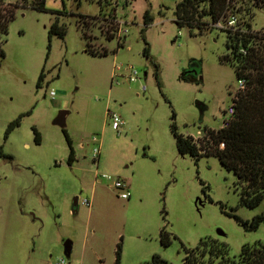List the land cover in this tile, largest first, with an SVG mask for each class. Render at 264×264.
Wrapping results in <instances>:
<instances>
[{"label":"rangeland","instance_id":"obj_1","mask_svg":"<svg viewBox=\"0 0 264 264\" xmlns=\"http://www.w3.org/2000/svg\"><path fill=\"white\" fill-rule=\"evenodd\" d=\"M180 1L46 0L49 11L17 8L0 65V264H114L119 243L121 264L156 253L181 264L186 248L205 237L226 242L231 256L264 242V221L253 229L234 216L264 215V199L243 205L237 176L217 156L197 160L178 151L173 112L185 135L219 129L241 87L235 66L223 60L231 54L227 32L180 26ZM110 11L115 22L104 20ZM83 15H91L83 18L90 29ZM57 19L68 27L64 38L49 36ZM251 22L264 31V7L253 8ZM116 25L117 36L107 39ZM89 42L107 55L88 52ZM194 61L197 78L182 79ZM130 66L139 80L127 78ZM109 110L123 119L120 130ZM65 132L75 150L71 164ZM116 180L130 197L113 187ZM164 227L173 235L168 246Z\"/></svg>","mask_w":264,"mask_h":264},{"label":"trees","instance_id":"obj_2","mask_svg":"<svg viewBox=\"0 0 264 264\" xmlns=\"http://www.w3.org/2000/svg\"><path fill=\"white\" fill-rule=\"evenodd\" d=\"M102 3L103 0H99ZM107 1V0H106ZM31 7L41 11H49L46 0H22V4L0 3V65L6 56L4 43L8 34L9 23L16 17L17 8ZM264 7V0H181L177 3L176 16L180 26L188 25L200 30L218 27L217 23L225 20L231 13L237 14L240 20L238 28L224 29L227 32V46L231 54L224 56L223 60L235 66L238 80H244V87L237 91L235 98L236 112L229 124L219 129L204 128V137L196 140L190 134L179 131L173 112L172 133L175 137L178 151L189 154L195 159L203 156L215 155L221 163L237 176L236 186L241 196V203L248 207L258 206L264 199V31L254 30L252 27L253 8ZM91 15H83V18ZM94 19L102 17L94 15ZM109 21L117 19L113 11L107 14ZM153 18L148 12L145 14V23L148 25ZM85 26L90 29L86 22ZM68 27L57 19L49 29L50 38L54 35L64 38ZM117 25L107 30V39L117 36ZM89 40L91 35L85 31ZM88 43L87 51L95 55H107L108 51H100ZM241 46L247 52H241ZM96 49V50H95ZM115 49L113 52H116ZM145 55L149 56V46L145 47ZM193 68L182 73V79H196L197 66L200 63L192 62ZM45 78V71L40 75L39 84ZM19 122L12 123L10 130ZM35 139L41 141L40 132L35 128ZM67 135V132H65ZM70 145L68 162L75 160V150L67 135ZM234 216L246 227L257 228L264 215H256L252 220H244L239 215ZM172 233L164 228L161 230V241L168 246L172 243ZM122 244L119 243L114 264H121ZM138 264H172L160 254L145 262ZM181 264H264V242L246 243L238 256L230 255V247L213 237L202 238L199 244L191 249L186 248V255Z\"/></svg>","mask_w":264,"mask_h":264},{"label":"built area","instance_id":"obj_3","mask_svg":"<svg viewBox=\"0 0 264 264\" xmlns=\"http://www.w3.org/2000/svg\"><path fill=\"white\" fill-rule=\"evenodd\" d=\"M1 1L6 2L5 0H0V3H1ZM239 23H240V20H239L238 15L234 14V13H231L225 20L219 21L217 23V26L220 27V28L232 29L233 31H235L238 28ZM122 28H123L122 24L120 23L119 32H120V35L123 37L125 34H124V31L122 30ZM122 39L123 38L119 37V40H122ZM240 51L246 53L247 52V48L245 46H241ZM130 67L132 69V72H131V74H129L127 76V78H129L132 81L139 80V72H138V70L133 68L132 66H130ZM239 82L241 83V87L240 88L244 87L245 81L244 80H239ZM146 87H147L146 85H143L142 86V90L145 91ZM51 95L53 97H55L56 91L54 89L51 90ZM236 96H237V93L234 96L233 101H232L231 105L229 106L228 110L226 111V114H228V118L225 119L224 124L221 127H224V126L228 125L230 120L232 119V117L234 116V114L236 112L235 101H234ZM108 116H110L112 118L113 127L115 129H117V130H120V127L124 123L123 119L121 118V116L117 112H114V111H111V110L108 111ZM190 135H192V134H190ZM204 135H205L204 130H201L198 135H192V136H194V138L196 140H200V139H202L204 137ZM94 140H97V138L95 136H94ZM99 153H100L99 149L95 148V150H94V158H97L99 156ZM103 177L111 178V176H109L108 174H104ZM113 187H116L118 189L124 190L123 192L120 193V195L123 198L130 197V194H131L130 191H126V188H127L126 182H123V181H120V180H116V181L113 182ZM83 202L85 204H87L88 206H91V200L89 198H85L83 200ZM64 263H65V259L62 258L59 261V264H64Z\"/></svg>","mask_w":264,"mask_h":264},{"label":"water","instance_id":"obj_4","mask_svg":"<svg viewBox=\"0 0 264 264\" xmlns=\"http://www.w3.org/2000/svg\"><path fill=\"white\" fill-rule=\"evenodd\" d=\"M61 118L63 119L64 118V116H61ZM78 203V199L76 198L75 199V204H77ZM66 246H67V251L68 252H71V250H72V242L71 241H67V243H66Z\"/></svg>","mask_w":264,"mask_h":264}]
</instances>
